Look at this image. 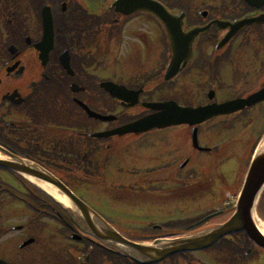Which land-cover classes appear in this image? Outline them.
Here are the masks:
<instances>
[{
  "label": "flooded vegetation",
  "instance_id": "flooded-vegetation-1",
  "mask_svg": "<svg viewBox=\"0 0 264 264\" xmlns=\"http://www.w3.org/2000/svg\"><path fill=\"white\" fill-rule=\"evenodd\" d=\"M155 1L170 14L183 16L181 37L193 28L205 27L190 42L184 67L169 81L164 79V72L174 55L171 39L163 23L150 12L118 5V0H0V155L50 172L82 197L76 188L92 186L96 172L111 165V138L131 136L134 139L130 142L134 140L136 145L128 147V151L123 148L120 189L124 197L148 200H129L138 208L136 211L148 217L165 207L160 203L175 202L176 187L191 188L192 177L202 180L216 168L223 176V159L218 156L221 149L208 146L209 139L217 138L235 115L248 118L254 132L257 123L264 124V100L198 124V144L207 151L192 147L194 126L187 124L140 134L92 136L154 112L146 108L148 102L174 100L181 106H205L247 97L264 85V24L243 28L216 50L228 31L219 28L217 21L256 16L264 13V4L256 9L244 0ZM128 9L132 10L123 11ZM43 10L51 17L53 32L52 47L45 54L34 47L44 36L49 38ZM132 55L137 56L138 66L126 68L123 57ZM108 82L117 90L126 87L138 91L136 103L127 106L123 98L113 97L104 87ZM79 102L103 116L115 115L116 119L90 117ZM131 110L135 113H128ZM236 122H232L233 126ZM179 126L189 130L190 150L183 140L187 137L169 130ZM149 133H165V142L155 139L140 146V139ZM178 142L180 145L175 146ZM100 153L102 162L98 161ZM200 153L215 157L214 163L212 158L209 164L196 159ZM183 161L186 163L182 167ZM186 166L190 173L182 176L180 172ZM206 167L211 171L200 174V169ZM1 174L10 175L12 185L29 191L13 195L11 189L9 195V190L0 189V261L4 264H242L245 259L241 252L246 243L243 252L249 257L245 264H264V249L241 233L208 248L177 252L152 263L133 259L123 246L102 240L77 212L67 213L21 174L0 167ZM8 185L11 187L0 179L1 187ZM201 198L208 204L213 202L207 194ZM212 207L192 224L204 217L212 220L224 215L225 208ZM5 220L11 222L6 225ZM168 223L137 226L136 230L157 231H145L141 238L127 236L125 227L115 231L131 241L151 242L188 237L211 228L207 222L191 230L185 226L167 227Z\"/></svg>",
  "mask_w": 264,
  "mask_h": 264
},
{
  "label": "water",
  "instance_id": "water-1",
  "mask_svg": "<svg viewBox=\"0 0 264 264\" xmlns=\"http://www.w3.org/2000/svg\"><path fill=\"white\" fill-rule=\"evenodd\" d=\"M250 5L260 7L264 0H246ZM118 5L122 4L132 6V9H143L155 14L165 26L169 38L171 39L172 47L174 48V56L165 72V80L173 78L182 68V63L185 62L186 50H189L190 42L204 28H194L181 37L180 26L181 18L175 17L168 13L162 5L153 0H118ZM132 9L123 10L128 12ZM48 10V9H47ZM48 14V13H47ZM44 29L48 32L49 38L46 36L41 42L36 44V48L41 54H45L52 46V22L51 17L46 16L43 10ZM264 22V14L256 17H245L233 23L221 22V28L229 27V32L225 38L218 44L217 47L224 45L235 33L243 27ZM185 50V51H184ZM112 86V87H111ZM105 89L112 93L113 96L121 98L120 91L115 89L112 83L104 85ZM121 93V92H120ZM131 91L127 92L123 89V100L130 101L133 105L136 95H131ZM264 100V86L257 92L249 95L245 99H235L221 104H211L204 107L190 108L179 107L175 102L166 101L161 103H149L147 107L156 110L155 113L149 114L134 122L125 124L107 132L93 134L95 137H109L112 135H123L126 133H141L155 128H163L171 125L189 124L194 125L209 119L212 116L221 114H229L243 109L245 106L253 105ZM89 116L101 120H114V116H101L90 111L85 105L81 104ZM264 140V138L260 141ZM193 146H197V132L194 129L192 134ZM258 145L249 163L244 181L235 203L234 211L231 216L221 225L198 235L172 240L165 243L155 241L152 245H145L131 242L125 238H121L115 229L108 224L104 219L95 213L81 199L74 195L70 189L64 186L60 181L54 178L47 171L39 169L37 166L20 160L19 162L0 160V166L11 170L27 174L31 177L43 180L53 186L60 194H62L69 203L82 215L91 230H94L96 235L107 243H118L123 245V251L130 255L133 259L144 262L158 261L171 253L178 251H191L210 246L219 238L236 231H243L253 242L264 248V235L258 229L254 221L255 206L261 192L264 189V149L261 150V145ZM106 238V239H104ZM109 238V239H108ZM0 264H4L0 261Z\"/></svg>",
  "mask_w": 264,
  "mask_h": 264
},
{
  "label": "rangeland",
  "instance_id": "rangeland-1",
  "mask_svg": "<svg viewBox=\"0 0 264 264\" xmlns=\"http://www.w3.org/2000/svg\"><path fill=\"white\" fill-rule=\"evenodd\" d=\"M261 29L264 32V26H262ZM123 62H126V68L135 65L138 66V58L135 55L127 56V58L123 57ZM250 112L252 114L254 113L253 110H250ZM128 113L134 114L135 110H131ZM238 116L239 115H235L234 117L230 118V122L228 123V126L224 128L222 133H220L217 138L213 137L209 139V142L207 143L208 146H218L219 149H222L221 151H219L218 156L222 157L223 159V168H222L223 176L220 174L219 168L213 169L212 171L209 167L200 169V174L209 173V171H211V173H209L207 177H202V180H196L194 177H192L191 188H186V190H183V188H185L184 186L176 187V192H174V194L176 195L175 202L171 200V202L168 203L167 201L164 200L165 202L162 204L160 203V205L162 206L165 204V207L160 208V210L159 209L154 210L153 213H149L148 215H150V217H148L147 214H142L141 212L143 211H136L135 209L138 208L133 207L129 203V200L131 201V199H135L137 202H142V203H147L148 200H145L144 197L137 199V197L133 195L129 197H124L123 190L120 189L121 184H123V160L125 158L123 157V148L127 149L128 151L129 148H132V145L133 146L136 145L134 140L133 143L130 142L132 139H134V138H129L131 136H125L123 138H117V137L112 138L114 143L110 148L112 149L111 165L108 166V170L109 169L110 170L104 172V174L106 173L105 175L101 174L102 176H99V174L102 173V171L98 172L99 174L95 176L99 180L98 184H97L98 181L95 180L96 181L95 183H91L92 186L90 187L88 186L80 189L78 188V190L80 191V194L82 195L84 200H86L100 213H102L108 220H110L117 229L123 230V227H125V230H123V232L127 236L132 238H141L143 232L145 231L146 232L149 231L150 233L153 234L157 233V231L155 230H145V231L136 230L137 226L143 227L153 223L161 224L165 222L176 221L187 218L189 216L198 215L200 212L203 213L204 210L209 209L212 206L225 207L227 203H230L229 206L226 208L224 215L210 220L208 225H213L212 223H220L228 217V214L226 213L231 210V206H233L232 211L234 209L236 196H238L240 189L242 187L244 176L249 166L248 163L251 160L253 152H255L254 150L255 146L252 144L254 143L256 136L259 135L256 134L257 131L254 133L252 132L251 134L252 127L248 126L249 124L248 118L244 120V119H239ZM235 120L237 122L233 126L232 122ZM256 120H258V118H256ZM169 130H172L177 134H181L184 135V137H187V140L185 139L183 140L185 144L186 143L188 144L190 150V135H189V130L187 128H185L184 126H179V127L170 128ZM187 130H188V135L185 132ZM155 139H159L160 143L163 144L166 139V134L165 133L146 134L144 135L143 138L140 139L142 141L140 146L143 147L149 141ZM178 145H180L179 142L175 143V146ZM130 151L134 152V150H130ZM106 152H108V150H106L105 153ZM97 156H98V161L102 162L100 160L101 153L97 154ZM210 158H212V156L207 153H200L196 156V159L207 162L208 164L210 163ZM129 161L130 160H127V162ZM180 161H182L181 158H179L178 163H180ZM214 161H215V157L213 159V163ZM186 173H190L189 166H186V168L182 172H180L182 176L185 175ZM0 179L6 180L8 184L12 186L11 188L14 191L19 192V193L15 192V194H24L23 192H25V190L27 191V193H29L27 189L24 190V188L18 185H12L13 183L9 181L11 179L10 175L3 176L1 174ZM105 179L108 181L105 183H101V181L104 182L103 180ZM6 189H10V187ZM32 193L34 194V191H32ZM204 194H207L208 197L213 200V202L208 204L207 199L201 198L203 197ZM132 196L135 198H131ZM125 198H127V200L123 202V199ZM0 200H2L1 197ZM62 206L66 211H71V209L67 205H62ZM257 208H258L257 214H259L258 217L260 218L261 222L264 224V192L262 194L260 205L258 204ZM162 209L165 210L163 211ZM132 213H135L136 215H139L141 217L133 216ZM172 213L173 215L169 216ZM168 218H172V219H168ZM3 222L6 223V225H8L11 221L5 220Z\"/></svg>",
  "mask_w": 264,
  "mask_h": 264
},
{
  "label": "bare ground",
  "instance_id": "bare-ground-1",
  "mask_svg": "<svg viewBox=\"0 0 264 264\" xmlns=\"http://www.w3.org/2000/svg\"><path fill=\"white\" fill-rule=\"evenodd\" d=\"M260 145H261L260 146L261 150H263L264 149V140L261 142ZM0 157H2V156L0 155ZM27 178H29L32 182L36 183L41 188L46 190L48 192V194L52 195L57 201H59L63 205L71 206L69 201L62 194H60L53 186H51L50 184H48V183H46V182H44V181H42L40 179H37V178H33V177H27ZM254 221H255V224L257 225L258 229L264 235V224L256 216L254 217Z\"/></svg>",
  "mask_w": 264,
  "mask_h": 264
},
{
  "label": "trees",
  "instance_id": "trees-1",
  "mask_svg": "<svg viewBox=\"0 0 264 264\" xmlns=\"http://www.w3.org/2000/svg\"><path fill=\"white\" fill-rule=\"evenodd\" d=\"M254 27H257V26H254ZM258 32H259L260 35L263 34V32H261V31H259V30H258ZM261 199H262V196H261V198H260L259 205H260ZM241 234H243V233H241ZM243 235H244V234H243ZM246 244H247V243H246ZM246 244H245V246H246ZM243 251H244V250H243ZM243 251H242V253H243Z\"/></svg>",
  "mask_w": 264,
  "mask_h": 264
}]
</instances>
